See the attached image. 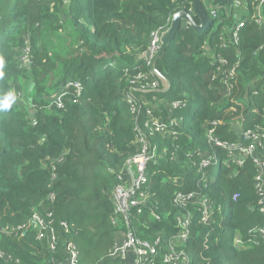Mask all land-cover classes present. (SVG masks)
Here are the masks:
<instances>
[{
    "label": "trees",
    "instance_id": "trees-1",
    "mask_svg": "<svg viewBox=\"0 0 264 264\" xmlns=\"http://www.w3.org/2000/svg\"><path fill=\"white\" fill-rule=\"evenodd\" d=\"M183 8L193 10L194 0H0V247L7 255L0 264H67L69 243L77 264H113L110 250L130 227L149 240L157 232L171 237L188 212L183 246L194 264H264L257 163L248 158L239 166L216 144L240 140V127H264V23L253 18L256 4L239 11L246 24L228 49L218 48L212 30L220 34L237 19L211 17L203 32L182 25L157 62L170 89H141L142 81L133 83L138 72L158 79L140 54ZM24 46L28 65L21 64ZM219 52L239 62L230 94L211 82ZM69 81L81 82L80 96L69 92L62 107L48 100ZM127 93L142 104L138 120ZM176 101L181 105L174 107ZM148 109L176 120L179 136L149 135ZM138 126L164 153L148 166L144 212L132 210L129 222L115 224L117 174L140 152ZM208 155L218 162L203 176L198 165ZM192 191L213 200L212 223L202 222L198 204L175 201ZM35 214L53 233L37 236ZM21 224L26 232H5Z\"/></svg>",
    "mask_w": 264,
    "mask_h": 264
},
{
    "label": "built area",
    "instance_id": "built-area-1",
    "mask_svg": "<svg viewBox=\"0 0 264 264\" xmlns=\"http://www.w3.org/2000/svg\"><path fill=\"white\" fill-rule=\"evenodd\" d=\"M229 3V2H228ZM225 4V5H224ZM227 3L213 2L209 5L210 18L219 19V22H223L221 18L222 13L226 14L228 18L233 17L237 19L238 23L234 24L228 31L229 35L223 34L221 36L220 47L227 49L230 45L228 36L232 38L234 42L238 39V31L246 24L245 20L240 19L238 12L246 10L250 4H256L259 9H256L254 13V20L257 23H264V12L261 8L264 5V0H232L229 6ZM223 11V12H222ZM227 28H225L226 30ZM161 30L154 31L151 34V43L149 48L152 52H155L159 45V34ZM226 33V31H224ZM29 48L24 47L23 53L20 57L22 65H28L30 63ZM207 52V51H205ZM204 52V53H205ZM213 64L216 67L212 80L222 85L227 90L228 94L235 88L233 81L236 79L238 61H232L227 56L218 54ZM150 74L145 72H138L133 79V83L142 81L140 84L141 89H157L159 88V80H150ZM143 87V88H142ZM76 93L80 96L82 93V84L79 81H69L65 83L59 92L54 93L51 98L52 103L62 105L63 99L67 98L69 92ZM127 100L131 106V110L138 120L142 106L135 100L132 93H127ZM57 105V106H58ZM181 102H173V106H180ZM62 107V106H61ZM148 118L143 120L144 125L148 128V134L161 133L169 134L172 136H179V132L174 129V126L178 124L176 120L165 121L154 116L152 110H147ZM142 124V123H141ZM138 126L137 128H139ZM147 131L138 129L136 134V141L140 144V152L133 156L127 163L125 168L118 172V178H120V184L115 188L113 201L114 210L112 213V221L118 224L122 219L125 222H129L130 214L132 210H136L138 214L144 212V207L148 202V166L151 162L157 160L160 156V150L155 144H152ZM213 129L209 130V135L212 138ZM241 138L237 141H221L216 140V144L223 147L228 154L230 160L234 161L239 166H244L248 158H253L257 163L259 173L256 175V188L260 196V211L264 215V155H257L259 151L264 148V127L257 125L253 128L241 129ZM218 162L217 156H205L200 159L198 170L202 172L203 176H206L208 169ZM196 164V163H195ZM52 198L55 195L52 193ZM238 194H235V200ZM238 200V198H237ZM175 201L179 204L186 205L187 203L198 204L201 211V220L204 223H212L214 221V202L207 195L192 191L189 193H178L175 197ZM52 214V213H49ZM153 217L158 218V215L154 212L151 214ZM192 220V214L186 213L183 217H178L177 226L179 231L171 235V237H164L160 232L153 235V239H145L140 237L139 234L134 232L131 227L124 235L121 236L110 250L109 257L113 260V264H194L189 253L184 248L183 244L187 241L190 234V224ZM32 223L35 228L38 229V237L43 238L44 233L51 231L53 233L50 224L45 222L44 218L40 214H35L32 219ZM67 227V224H65ZM26 224L18 225L12 230L5 231L9 234H19L20 232H26ZM259 234L264 238V224L259 229ZM2 232L0 231V234ZM52 242L54 241V234L52 235ZM53 246V244H52ZM67 264L78 263V252L73 244L69 243L66 248ZM0 256L7 257L6 253L0 247Z\"/></svg>",
    "mask_w": 264,
    "mask_h": 264
},
{
    "label": "water",
    "instance_id": "water-1",
    "mask_svg": "<svg viewBox=\"0 0 264 264\" xmlns=\"http://www.w3.org/2000/svg\"><path fill=\"white\" fill-rule=\"evenodd\" d=\"M230 1L231 0H194L193 10L183 8L173 15L170 25L161 30L159 34V45L157 50L152 52L150 48H147L140 54L141 58L146 59L151 73L160 81V87L152 90L166 92L170 89L171 83L169 79L159 71L157 62L178 33L180 27L187 24L198 32L206 31L212 24L206 9L209 7V2L212 4L213 2L227 3ZM196 17L199 18V22ZM128 163H130V161H128Z\"/></svg>",
    "mask_w": 264,
    "mask_h": 264
},
{
    "label": "crops",
    "instance_id": "crops-1",
    "mask_svg": "<svg viewBox=\"0 0 264 264\" xmlns=\"http://www.w3.org/2000/svg\"><path fill=\"white\" fill-rule=\"evenodd\" d=\"M209 5H211L210 2H209ZM211 25H212V24H211ZM209 28H211V26H210ZM209 28H208V29H209ZM222 35H223V34H222ZM222 35H219V42H221V39H220V38H221ZM228 41H229V43H230L229 47H231V43L234 42V41L232 40V38H231L230 36H228ZM234 43H235V42H234ZM229 47H228V48H229ZM218 48L222 49V48L220 47V45L218 46ZM228 48H227V49H228ZM204 54L207 55L208 52H205ZM218 54L224 55L223 52H219V53H215V57H216ZM224 56H225V55H224ZM212 65H213V71H212V74H211V82L216 83L215 81L212 80V75L214 74V72H215V70H216V67H215V65L213 64V61H212ZM222 90H224V94H225V93L227 94V90H226V89L223 88ZM181 119H182V118H181ZM240 120H241V121H244L243 118L240 119ZM238 121H239V119H235V123H237ZM218 123H219V121H218V122H216V121L213 122L214 125H217ZM238 125H243V123H242V124H241V123H237V124H235V126H238ZM242 128H243V127H240L239 130H241ZM209 130H210V129L207 128V133H206V134H207L208 137L210 136V135H209ZM159 150H160V149H159ZM163 153H164V152H163V149H162V151L160 150V157H161V155H163Z\"/></svg>",
    "mask_w": 264,
    "mask_h": 264
},
{
    "label": "rangeland",
    "instance_id": "rangeland-1",
    "mask_svg": "<svg viewBox=\"0 0 264 264\" xmlns=\"http://www.w3.org/2000/svg\"><path fill=\"white\" fill-rule=\"evenodd\" d=\"M227 30V29H226ZM219 31H220V29H218L217 27H213V30H212V32H214V34H218V35H220V34H226L224 31L225 30H221V32H220V34H219ZM25 47V46H24ZM31 51V50H30ZM30 57H31V55H30ZM32 58V57H31ZM135 98V97H134ZM126 99H127V95H126ZM135 100H137L138 101V99L137 98H135ZM128 101V100H127ZM139 102V101H138ZM129 103V102H128ZM58 105V104H57ZM139 105L140 106H142V104H141V102H139ZM62 105H58V107H61ZM137 142V141H136ZM138 143V142H137ZM139 144V143H138ZM262 150H264V148L262 149ZM263 214V213H262ZM238 243L240 242V238H239V240L237 241Z\"/></svg>",
    "mask_w": 264,
    "mask_h": 264
},
{
    "label": "clouds",
    "instance_id": "clouds-1",
    "mask_svg": "<svg viewBox=\"0 0 264 264\" xmlns=\"http://www.w3.org/2000/svg\"><path fill=\"white\" fill-rule=\"evenodd\" d=\"M220 3V2H219ZM3 62L2 61H0V64H2Z\"/></svg>",
    "mask_w": 264,
    "mask_h": 264
}]
</instances>
